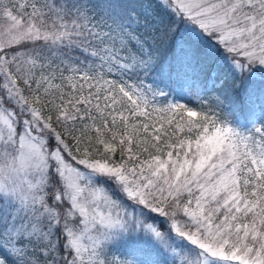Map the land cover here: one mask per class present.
I'll use <instances>...</instances> for the list:
<instances>
[{
	"label": "snow or ice",
	"instance_id": "snow-or-ice-1",
	"mask_svg": "<svg viewBox=\"0 0 264 264\" xmlns=\"http://www.w3.org/2000/svg\"><path fill=\"white\" fill-rule=\"evenodd\" d=\"M0 264H264V0H0Z\"/></svg>",
	"mask_w": 264,
	"mask_h": 264
},
{
	"label": "rangeland",
	"instance_id": "rangeland-1",
	"mask_svg": "<svg viewBox=\"0 0 264 264\" xmlns=\"http://www.w3.org/2000/svg\"><path fill=\"white\" fill-rule=\"evenodd\" d=\"M191 106V105H190Z\"/></svg>",
	"mask_w": 264,
	"mask_h": 264
},
{
	"label": "trees",
	"instance_id": "trees-1",
	"mask_svg": "<svg viewBox=\"0 0 264 264\" xmlns=\"http://www.w3.org/2000/svg\"><path fill=\"white\" fill-rule=\"evenodd\" d=\"M259 75V74H258Z\"/></svg>",
	"mask_w": 264,
	"mask_h": 264
}]
</instances>
